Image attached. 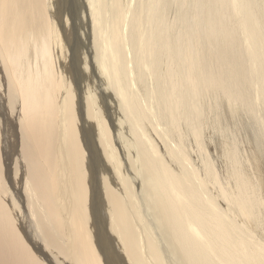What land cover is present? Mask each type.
<instances>
[{
	"label": "bare ground",
	"instance_id": "6f19581e",
	"mask_svg": "<svg viewBox=\"0 0 264 264\" xmlns=\"http://www.w3.org/2000/svg\"><path fill=\"white\" fill-rule=\"evenodd\" d=\"M263 1L82 0L74 39L72 0H0V264H59L47 247L63 264H264L257 195L229 149L216 175L200 135L208 112L224 132L222 107L264 131Z\"/></svg>",
	"mask_w": 264,
	"mask_h": 264
},
{
	"label": "rangeland",
	"instance_id": "374dc122",
	"mask_svg": "<svg viewBox=\"0 0 264 264\" xmlns=\"http://www.w3.org/2000/svg\"><path fill=\"white\" fill-rule=\"evenodd\" d=\"M74 3L73 5H71V11H74V19H70L71 16L68 18L69 19L68 21L70 22V27H72V30H74V35L72 34V37H74V39H81V37H83V34L81 35V33L79 32V30H76L77 27V23H81V20L82 19V23L84 21V26H82V30H83V33L85 34L86 36V29H87V25H86V20H84V4L82 6V0H72ZM69 2V1H68ZM67 2V3H68ZM76 2V3H75ZM79 2V3H78ZM264 3V1H263ZM75 4V5H74ZM81 4V6H80ZM66 5H69V4H66ZM64 6V13H67V11L70 9L68 8V6ZM74 6V7H73ZM79 6V7H78ZM81 7V8H80ZM83 7V8H82ZM66 8V10H65ZM68 8V9H67ZM75 9V10H74ZM80 9V12H78ZM82 9V10H81ZM76 13H79L78 15ZM65 17V16H64ZM76 17L79 18L77 19L76 21ZM80 20V21H79ZM79 21V22H78ZM86 27V29H85ZM77 32V33H76ZM78 37H77V36ZM81 36V37H80ZM84 36V37H85ZM83 40V39H82ZM78 41V40H77ZM72 43V41H71ZM84 44V43H83ZM72 45V44H71ZM70 45V46H71ZM1 72V70H0ZM0 90L1 92L3 93L4 90L3 89V83L5 81L4 79V75L3 73L1 72L0 73ZM93 81H95V87L97 89H100L98 88L100 86V82L99 80L97 81V79H95V77H93ZM3 82V83H2ZM76 89L78 87V85H75ZM135 87V86H134ZM80 89V88H79ZM107 96H109V103L106 102L104 108L105 109H112V104L110 101H113L114 99H112L110 97V94H107ZM111 98V99H110ZM61 100V98L59 99V101ZM6 103V100L4 101ZM108 103V104H107ZM7 104V103H6ZM12 104L10 103V106ZM5 105L3 104V107ZM260 106V104H257V108H260V110H258V117L261 116L260 119H264V112L262 110V106ZM14 108V106H11ZM223 109L220 110V112H222V118H223V121H222V124L224 125V132H218V130H216L215 126H214V123H213V120H214V115L212 112H208L206 114V121L202 127V131H201V140H202V146H203V151L204 153H206V156L209 158V160L212 162V165H213V168H214V171L216 173V175H218V177H221V178H225L226 176V172H227V169L229 167V164H228V160L226 159L227 158V154H224L223 155V151L224 152H227V149H229L228 151H233L234 154H235V157L238 161V168L241 172H243L246 176V178L250 181V185H251V189L255 191V194L257 195V198H258V201L260 202V207H262V211L264 213V145H262L264 142H262V139L264 141V131H263V128H260L258 127L254 122H252L248 116L245 114V112L243 110H241L239 112L238 115L234 116V115H230V111H228L225 107H222ZM225 110V111H224ZM4 111V110H3ZM1 111V113L3 112ZM208 111V110H207ZM109 112V113H108ZM107 114H106V123L110 126L108 119L110 118V116L112 117V111H108ZM0 113V116L1 118L2 117H5L6 115V112H3L2 114ZM241 113V114H240ZM262 113V114H261ZM114 116H115V113L113 112ZM261 114V115H260ZM109 116V117H108ZM243 116V118L241 117ZM213 117V118H212ZM247 118V119H246ZM4 120V118H2ZM240 119H241V122H240ZM245 121H244V120ZM210 120V121H209ZM247 120V121H246ZM5 121V120H4ZM0 119V126H3L5 125L7 127V124L6 122H4ZM209 121V122H208ZM113 122V121H112ZM112 122H110L112 124ZM207 122V123H206ZM114 123V122H113ZM123 124V122L121 123ZM211 124V126H209ZM237 125V126H236ZM206 126V127H205ZM111 127V126H110ZM138 129H139V134L141 133V129H142V125L139 123L138 124ZM157 129L159 130V127L156 126ZM208 127V128H207ZM247 127V128H246ZM210 128V129H209ZM0 129H2L0 132H1V135L4 136L5 134V127H0ZM111 129V128H110ZM205 129V130H204ZM209 129V130H208ZM260 129V131H259ZM212 130V131H211ZM240 130V131H239ZM248 130L250 132H248ZM150 131V132H149ZM214 131V132H213ZM148 132L151 134H149L150 136V140L152 142V144L154 145V149H156L157 151V154H161L163 152V147H162V143L160 141V138L158 137L157 132L152 128L150 127V130H148ZM204 132V133H203ZM242 132V133H241ZM253 132V133H252ZM256 132V133H255ZM155 133V135H154ZM208 136V139L207 140V136ZM209 133V134H208ZM224 133V134H223ZM245 133V134H244ZM4 134V135H3ZM215 134V135H214ZM219 136H218V135ZM222 134V136H221ZM251 134V135H250ZM211 135V136H210ZM246 135V136H245ZM249 135V136H248ZM243 136V137H242ZM153 137V138H152ZM214 137V138H212ZM218 137V139H217ZM239 137V138H238ZM251 137V138H250ZM256 137V138H255ZM3 138V137H2ZM1 138V140H2ZM126 137H124V140L126 141L125 139ZM143 138V137H142ZM227 138V139H226ZM250 138V140H249ZM191 139V137H190ZM206 139V141H205ZM211 139V141H210ZM217 139V140H216ZM221 139V141H220ZM252 139V140H251ZM131 140V141H130ZM215 142H213V141ZM219 140V141H218ZM224 140V141H223ZM243 140H246V141H243ZM249 140V141H248ZM130 141V142H129ZM129 141L127 139V146H131V143H132V137L130 139V135H129ZM143 141V140H142ZM172 141V140H171ZM171 141H168V142H171ZM189 141V140H188ZM3 142V140L1 141ZM208 142L210 144H208ZM223 142V143H222ZM227 142V143H226ZM242 142V143H241ZM4 143V142H3ZM221 143V144H220ZM254 143V144H253ZM130 144V145H129ZM172 148H173V145L172 143H169ZM215 144V145H214ZM220 144V145H219ZM191 143V141H189V145L188 147L186 148V152L188 153V159H196V157L199 155L200 157V154L199 151H198V148H196V146ZM226 145V146H225ZM254 145V146H253ZM262 145V146H261ZM126 146V145H125ZM228 146V147H227ZM224 147V148H223ZM131 148V147H130ZM213 148V149H212ZM215 148V149H214ZM252 148H254V151L252 150ZM259 150V151H258ZM262 150V151H261ZM130 153L132 154L133 153V150L130 151ZM218 154V155H217ZM221 154V155H219ZM216 155V156H215ZM215 158H214V157ZM218 156V157H217ZM226 156V157H225ZM219 159H217V158ZM222 157V158H221ZM168 158V157H167ZM221 159V160H220ZM164 161L165 163L168 165V167L172 170H174V163L171 159L168 158V160L166 159V157H164ZM201 160H199L198 164L200 165V162ZM218 161V162H217ZM226 162V163H225ZM3 164V167L5 168V164ZM227 164V165H226ZM12 164L9 163V167H11ZM194 167H196V165H194ZM6 170L7 167H6ZM219 170V171H218ZM201 172H203V168L201 169V171H197V175L198 176H202ZM6 175H8L10 177V169H9V172L7 173L6 171ZM203 178V176H202ZM8 179V177H7ZM137 179H138V176H135V181L137 182ZM260 180V182H258ZM224 182H227L226 179H223ZM259 184V185H258ZM213 185V183H211V186ZM228 185V184H226ZM230 186V185H228ZM140 188V186H138ZM211 194L212 196H214V187L211 188ZM260 197V198H259ZM262 198V199H261ZM261 201H260V200ZM263 201V203H262ZM263 204V206H262ZM219 205L222 206V204H220L219 202ZM141 214H142V223H143V227H144V231H143V235H148L149 237H151V234L150 232L147 230V229H150L151 232L153 231V225L150 224V219H151V216H150V212L147 210V209H141ZM103 226L106 227V224H103ZM120 231V230H119ZM123 235H125L126 232H122ZM121 232H119L120 236L122 235ZM119 237V236H118ZM61 242L63 244L66 243V240L65 238L63 237ZM115 242L116 244L119 242L117 239H115ZM49 252L52 254V256L54 257V260L55 262L59 263V264H63V261L61 259L60 256H55V254L53 253V248L51 247H47ZM112 256V255H111ZM53 259V258H52ZM67 260V259H66ZM132 262H138L136 260H132Z\"/></svg>",
	"mask_w": 264,
	"mask_h": 264
}]
</instances>
